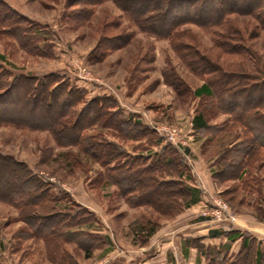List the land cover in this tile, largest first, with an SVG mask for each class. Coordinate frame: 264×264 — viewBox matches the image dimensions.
Listing matches in <instances>:
<instances>
[{
    "label": "rangeland",
    "instance_id": "obj_1",
    "mask_svg": "<svg viewBox=\"0 0 264 264\" xmlns=\"http://www.w3.org/2000/svg\"><path fill=\"white\" fill-rule=\"evenodd\" d=\"M0 1L30 21L24 25L40 52L21 49L16 39L0 34V73L6 71L10 80L54 75L61 85L84 91L85 102L96 99L117 125L97 123L85 132L95 145L110 143L124 153L111 166L128 161L157 166L169 170L151 181L181 183L170 189L173 198L161 211L132 205L118 186L98 181L107 177V168L78 147H62L46 131L0 125V155L12 158L13 165L12 170L0 164V191L23 185L17 196L0 200V264H229L215 248L207 249L202 261L196 252L185 259L183 235L198 218L225 227L219 217H232L233 226L238 220L264 224V148L240 170L224 171L226 151L245 140L244 130L218 112L217 97L193 94L205 81L177 50L182 41L190 43L213 61L230 63V69L242 64L254 75L256 59L264 66V30L257 21L232 15L230 24L209 31L185 24L177 29L185 35L173 44L142 32L114 0L94 6L74 0ZM82 8L88 12L76 13ZM230 26L238 28L239 45L249 53L220 54L216 41ZM262 91L223 99L227 106H243ZM115 111L119 116L110 115ZM199 113L206 116L202 130L192 124ZM227 158V164L235 163L232 155ZM29 191L39 204L22 212L20 201Z\"/></svg>",
    "mask_w": 264,
    "mask_h": 264
},
{
    "label": "trees",
    "instance_id": "obj_2",
    "mask_svg": "<svg viewBox=\"0 0 264 264\" xmlns=\"http://www.w3.org/2000/svg\"><path fill=\"white\" fill-rule=\"evenodd\" d=\"M74 1L77 6H94L102 2V0ZM114 3L142 32L156 38L168 39L173 44L185 35L184 30L177 31L185 24H192L207 31L220 29L229 22L232 15L251 16L257 21L258 27L264 30V0H234V3L228 2L229 6L225 5L224 0H114ZM204 5L208 6L206 13L202 12ZM177 7L181 11L173 15V10ZM87 12L88 10L82 8L76 13ZM24 24L32 25L26 17L17 14L0 1V34L16 39L21 49L30 48L29 52L39 54L37 43H33L35 39L29 35L32 29L25 27ZM219 37L221 39L216 41L215 45L221 50V55L241 56L245 52L249 53L239 45L242 40L238 38V28L230 26L228 32L222 33ZM180 45L177 50L180 58L194 74L205 81L193 94L198 98L217 97L218 112L231 116L234 125L242 126L244 130L245 140L228 149L223 161L227 165L224 171H232L234 168L240 170L254 153L264 148V92L262 91L259 98L243 106L237 104L227 106L223 95L232 98L251 90L264 89V66H259V59H256L259 65L254 67L256 70L254 75H250L251 69L243 67L242 64L237 69H230L229 66H232L230 63L224 66L218 59H215V62L190 43L182 41ZM7 75L10 76L6 71L0 73V125L46 131L58 145L78 147L84 154L100 161V164L107 168V177H100L98 181L105 180L118 186L125 195L131 196L132 205H146L160 211L162 207H167L162 204L173 198L174 191L170 189L174 190L173 186L181 183L179 181L154 183L151 179L154 174H165L169 169L163 170L157 166L140 167L129 161L111 166V163L124 157V153L110 143L104 142L105 146L95 145L91 137L85 135L86 130L97 123L117 127L113 118H106L109 114L98 105L96 99L85 102L84 91L72 88L68 84L61 85V81L54 75L38 79L21 74L13 80L7 79ZM82 103L84 106L76 111L77 106ZM29 105L32 111L27 108ZM110 115L117 117L119 112L115 111ZM205 117L204 113H199L193 118L194 129L202 130L207 127ZM99 147L109 149H97ZM226 155H232L235 163L231 161L227 164L229 159ZM10 159L12 158L0 155V164L12 169ZM19 166L25 168L24 165ZM3 169L1 168L0 172ZM27 178V182H30L31 178ZM28 186L37 188L36 185ZM22 188L23 185L18 189L3 188L0 191V200L6 199L7 196H17ZM23 198L20 201L23 205L22 212L39 204L37 196L30 191ZM263 259L258 249L256 251L254 248L246 247L240 256L229 264H263ZM221 262L223 261L218 263Z\"/></svg>",
    "mask_w": 264,
    "mask_h": 264
},
{
    "label": "crops",
    "instance_id": "obj_3",
    "mask_svg": "<svg viewBox=\"0 0 264 264\" xmlns=\"http://www.w3.org/2000/svg\"><path fill=\"white\" fill-rule=\"evenodd\" d=\"M249 223L252 224L248 220L244 222L238 220L234 226L228 223L225 227L224 224L212 225L198 218L188 225L190 229L183 235L186 238L185 259L188 260L190 255L196 252L197 257L202 261L206 250L215 248L226 254L230 263L235 261L246 247L254 248L256 251L258 249L264 257V224L257 222L251 225ZM191 238L198 243L193 245Z\"/></svg>",
    "mask_w": 264,
    "mask_h": 264
},
{
    "label": "built area",
    "instance_id": "obj_4",
    "mask_svg": "<svg viewBox=\"0 0 264 264\" xmlns=\"http://www.w3.org/2000/svg\"><path fill=\"white\" fill-rule=\"evenodd\" d=\"M219 207H220V209H226L225 206H220V205H219ZM219 220H220V222H227V223H230L231 220H232V217L224 218V219H220V217H219Z\"/></svg>",
    "mask_w": 264,
    "mask_h": 264
}]
</instances>
